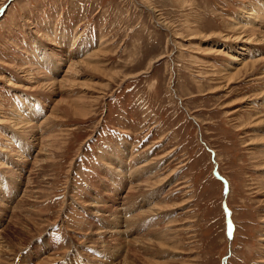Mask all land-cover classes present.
<instances>
[{
	"label": "rangeland",
	"instance_id": "obj_1",
	"mask_svg": "<svg viewBox=\"0 0 264 264\" xmlns=\"http://www.w3.org/2000/svg\"><path fill=\"white\" fill-rule=\"evenodd\" d=\"M0 147V264H264V0H0Z\"/></svg>",
	"mask_w": 264,
	"mask_h": 264
},
{
	"label": "bare ground",
	"instance_id": "obj_2",
	"mask_svg": "<svg viewBox=\"0 0 264 264\" xmlns=\"http://www.w3.org/2000/svg\"><path fill=\"white\" fill-rule=\"evenodd\" d=\"M0 148H3V147H0ZM19 148L20 149H23L24 151H26L27 152V149H26V146L25 147H22L21 145L19 146ZM5 149V148H4ZM8 149V148H7ZM12 150H14V149H12ZM2 151V150H1ZM7 151V150H6ZM5 151V152H6ZM7 153V152H6ZM117 154V153H116ZM2 159V158H1ZM1 162V161H0ZM3 162H1V164H2ZM3 165H5V164H3ZM9 167V166H8ZM1 168V167H0ZM0 177H1V173H0ZM13 186H14V184H13V182L12 181H10V180H8V179H0V190L2 191V192H4V191H6L8 194L11 192V188L13 189ZM71 208H73V207H71ZM73 210V209H72ZM73 214H75V213H73ZM153 219V218H152ZM63 226V225H62ZM66 226V225H65ZM65 230V229H64ZM54 233V232H53ZM66 235V234H65ZM60 238V237H59ZM55 239V238H54ZM62 239V238H61ZM66 247V246H65ZM64 249V248H63ZM55 251V250H54ZM62 251V250H61ZM65 253V252H64ZM64 255V254H63ZM96 260V259H95Z\"/></svg>",
	"mask_w": 264,
	"mask_h": 264
}]
</instances>
